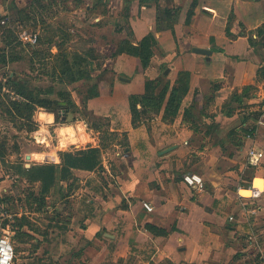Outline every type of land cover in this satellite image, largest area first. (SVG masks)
<instances>
[{
    "label": "crops",
    "instance_id": "0c3cea01",
    "mask_svg": "<svg viewBox=\"0 0 264 264\" xmlns=\"http://www.w3.org/2000/svg\"><path fill=\"white\" fill-rule=\"evenodd\" d=\"M78 1L97 13L95 22L102 29L110 28L112 37L103 51L102 64L92 72L98 94L87 100V110L108 119L112 132L124 133L127 144L122 160L127 156L128 163L120 170L111 169L106 157L110 153L98 139L100 131L89 126L84 117H76L55 127L53 144L45 135L40 144L50 148L30 154L33 161L25 166H60L62 152L101 148V165L93 170L73 168L72 177L59 181L50 191L52 194L60 183L68 190L77 189V210L86 223L84 230L98 237L108 258L99 264H257L264 251V195L257 201L258 211H245L237 198L239 181L225 185L204 171L190 170L186 164L189 140L176 134L178 119L166 123L158 115L150 123L134 125L129 97L147 93L148 70L159 77L161 69L165 74L168 68L167 78L172 83L181 71H189L191 89L215 83L228 93H249L245 97L248 106L241 108L242 123L253 134L245 135L248 167L243 172L246 180L241 182L255 176L264 179V123H260L264 121V81L259 76L264 46L255 32L264 24V0H197L195 6L194 0ZM100 7L106 11L98 12ZM164 7L179 11L175 33L166 27L167 20H158ZM190 9L194 13L187 22ZM6 11L7 4L0 1V17ZM124 26L130 29V38L124 34ZM151 32L158 46L148 69L138 56L114 55L120 39L127 37L138 44ZM3 46L1 37L0 48ZM194 47L212 53H197ZM173 145L174 149L161 152ZM251 147L257 151L252 164L248 161ZM189 171L203 176L202 190L184 182L183 175ZM144 202L153 206V211H148ZM68 248L63 244L58 249Z\"/></svg>",
    "mask_w": 264,
    "mask_h": 264
},
{
    "label": "rangeland",
    "instance_id": "374dc122",
    "mask_svg": "<svg viewBox=\"0 0 264 264\" xmlns=\"http://www.w3.org/2000/svg\"><path fill=\"white\" fill-rule=\"evenodd\" d=\"M0 1L7 4L6 13L0 17V21L5 18L7 22H0V35L3 32V36L6 35L7 27L12 29L15 40L16 36L20 40L23 32L38 34L36 50L39 52L35 54L34 49L24 43L17 49L9 48L7 63H0V223L14 234V264H99L103 259L107 261L102 242L84 230L86 223L77 210V189L68 190L60 183L52 194L43 196L37 184L19 178L15 166H28L33 161L30 154L48 150L49 144H40V141L48 135L53 144L55 127L66 123L63 122L66 117L68 122L85 117L89 126L100 131L98 139L110 153L106 157L111 169L127 166L128 157L122 160L123 146L127 144L124 133L112 132L108 119L93 116L84 109L87 99L94 93L92 72L102 64L103 51L112 38L110 28L98 26L94 20L97 13L87 10L84 2L76 0ZM105 11V7L98 9V12ZM122 29L130 38L128 26ZM114 30L117 29L114 27ZM70 65L77 81L71 82L69 74L65 73ZM169 73L164 74L161 69L159 77L162 80H158L149 96V103L153 104L143 110L139 118L137 116V122L150 123L158 115L166 123L178 119V133H175L189 140L186 164L190 170L204 171L225 185L246 180L243 172L248 164L243 149L246 142L241 108L248 106L247 100L236 98L234 92L228 93L215 83L197 84L191 89L190 78L189 92L174 113L173 108L167 107L169 97L163 85L166 80L173 84L167 78ZM147 76L150 80L158 79L150 70ZM12 81L26 82L37 99L48 100L47 107L36 105L21 115L20 108L14 106V101L20 97L10 90ZM63 99L72 109H55V102ZM63 244L69 246L66 251L58 249ZM258 260L260 263V258Z\"/></svg>",
    "mask_w": 264,
    "mask_h": 264
},
{
    "label": "trees",
    "instance_id": "16d2710c",
    "mask_svg": "<svg viewBox=\"0 0 264 264\" xmlns=\"http://www.w3.org/2000/svg\"><path fill=\"white\" fill-rule=\"evenodd\" d=\"M197 2H198L197 0H194L192 6H195ZM193 13H194V10L190 9L188 12L187 22L190 21ZM178 14H179L178 9L164 7L160 9L158 20L161 18L167 20V24H165L166 27L171 28L175 33L174 23L178 19V16H179ZM7 28L8 30H7L6 35H4L5 37L3 36L4 32L2 33V35H0L2 36V40L4 42V46L0 48V63H3V64L7 63L8 57L10 56L9 50H8L9 48L17 49L19 45L24 44V42H22L21 40H18V36H16V40L18 42H15L16 40L13 37L14 33L12 29H10V27H7ZM227 32L229 35L232 34L229 27L227 28ZM255 32L257 36L260 38V43L262 44V46H264V24L258 27L255 30ZM250 40H251L252 45L256 44V39H254L252 36L250 37ZM25 44H29V43H25ZM29 45L34 49L35 54L38 55L39 52L36 50L37 45L36 44L35 45L29 44ZM157 46H158V40L155 34L151 32L145 37H143L141 41L138 42V44H134L128 38L121 39L116 51L114 52V55H117L120 53H128L131 55L138 56L142 62L143 68L148 69V67L151 64L152 57L154 55V50ZM66 63L68 64V61ZM65 73L69 74L70 76L69 80L71 82L78 80V77L75 76L74 69L72 68L71 65L69 66V68H67ZM259 76L264 81V64H262V66L260 67ZM157 78L158 79L156 80H150L148 78L147 93L142 94V95L133 94V95H130L129 97L130 109L132 112L134 125H138L141 123V122H137V119L141 116L142 111L145 110L146 108H149L153 104V103H149L150 101L149 96L153 94L154 88L156 87L157 83H159L158 80L160 79L162 80V78H159V77ZM190 78H191V73L189 71H181L173 84H171L168 80H166L165 83L163 84L164 92L166 96L169 97L167 107L168 109L173 108L174 113H177V111L179 110L181 106L183 97L189 92ZM12 83H13L11 87L12 89L10 90L15 95L20 97V100L14 101V106L18 109L20 108L21 115H24L26 110H33L36 105L41 106V107H47L46 104L48 103V100L37 99L33 95V91L27 88L26 82L24 83L20 82V84H18L12 81ZM216 85H219V84H216ZM93 86H94V93L90 97L96 96L98 94L97 83L95 79H94ZM233 96H235L236 98H240V100L242 99L244 100L246 96H249V93L242 94V93L234 92ZM54 105H55V109L57 108L56 110H60V111L70 108V105H67V101H65L64 99L56 101ZM84 109L86 112L90 113L91 115L96 116L95 114L87 110L86 103H85ZM160 109H161V105H159V110ZM187 110H189V108ZM61 118H63L62 114H61ZM67 119L68 118L66 117L63 122H68ZM97 128L99 127L97 126ZM244 130H245V135L248 133L249 134L252 133L251 132L252 129L249 130V127L247 125L244 126ZM61 158H62V162L60 166L54 163L35 164V165H32L31 167H26L23 164H18L15 166V168L21 178H26L27 181L32 182V184H36V182H39L40 183L38 186L39 192L43 196L47 197V195L50 194L51 188L55 186L59 181L67 180L70 177H72L73 168L93 170L94 168L101 165L102 159H103L100 147H91L86 150L79 151L77 153H73L70 151L62 152Z\"/></svg>",
    "mask_w": 264,
    "mask_h": 264
},
{
    "label": "built area",
    "instance_id": "2783aa9c",
    "mask_svg": "<svg viewBox=\"0 0 264 264\" xmlns=\"http://www.w3.org/2000/svg\"><path fill=\"white\" fill-rule=\"evenodd\" d=\"M6 19L3 18L1 20L2 24H6ZM19 39L24 43H29L31 45H35L38 42V34H29L27 32H23L19 35ZM260 123H264V121H260ZM253 133H248V137H251ZM257 154V151L251 147L248 151L249 162L252 164V158H254ZM261 155L257 156L255 163H258L260 160ZM260 177H253L251 180L247 181V183L240 182L237 186L236 193L239 202L241 203L242 207L245 211L255 213L260 209L257 201L264 195V179L263 180V187L260 188L259 186L255 185V179ZM184 182L193 187L195 189L202 190L205 187V180L202 175L199 173L189 171L183 175ZM242 190H249L250 195H245L242 193ZM144 207L148 211H153L154 207L151 206L149 203L144 202ZM234 217H230L233 219ZM4 228L3 225L0 223V259H4L6 256H9L10 259L8 260V264H14L16 258V248L13 242L14 234L12 231L9 230V227ZM259 247V244L256 245ZM260 264H264V251L261 250L260 254Z\"/></svg>",
    "mask_w": 264,
    "mask_h": 264
},
{
    "label": "water",
    "instance_id": "95a60500",
    "mask_svg": "<svg viewBox=\"0 0 264 264\" xmlns=\"http://www.w3.org/2000/svg\"><path fill=\"white\" fill-rule=\"evenodd\" d=\"M193 51L194 52H197V53H202V54H211L212 53V50H210V49H203V48H196V47L193 48ZM169 72H170V68H168V69L165 70V74H168ZM175 146L176 145L170 146V147L162 150L161 152L162 153H166V152L174 149Z\"/></svg>",
    "mask_w": 264,
    "mask_h": 264
},
{
    "label": "bare ground",
    "instance_id": "6f19581e",
    "mask_svg": "<svg viewBox=\"0 0 264 264\" xmlns=\"http://www.w3.org/2000/svg\"><path fill=\"white\" fill-rule=\"evenodd\" d=\"M255 185L259 186L260 188L263 187V180L260 178L255 179ZM242 193L245 195H250V191L249 190H242Z\"/></svg>",
    "mask_w": 264,
    "mask_h": 264
},
{
    "label": "clouds",
    "instance_id": "9594fccd",
    "mask_svg": "<svg viewBox=\"0 0 264 264\" xmlns=\"http://www.w3.org/2000/svg\"><path fill=\"white\" fill-rule=\"evenodd\" d=\"M9 256H6L4 259H0V264H8Z\"/></svg>",
    "mask_w": 264,
    "mask_h": 264
}]
</instances>
